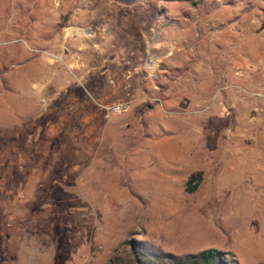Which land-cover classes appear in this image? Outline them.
<instances>
[{
    "label": "rangeland",
    "instance_id": "obj_1",
    "mask_svg": "<svg viewBox=\"0 0 264 264\" xmlns=\"http://www.w3.org/2000/svg\"><path fill=\"white\" fill-rule=\"evenodd\" d=\"M128 240L264 264V0H0V264Z\"/></svg>",
    "mask_w": 264,
    "mask_h": 264
},
{
    "label": "trees",
    "instance_id": "obj_2",
    "mask_svg": "<svg viewBox=\"0 0 264 264\" xmlns=\"http://www.w3.org/2000/svg\"><path fill=\"white\" fill-rule=\"evenodd\" d=\"M168 2H191L192 0H163ZM201 173L195 172L189 176L185 184V192L191 194L200 183ZM106 264H237L234 259L213 248L196 253L172 255L161 253L140 242L128 240L115 249Z\"/></svg>",
    "mask_w": 264,
    "mask_h": 264
},
{
    "label": "built area",
    "instance_id": "obj_3",
    "mask_svg": "<svg viewBox=\"0 0 264 264\" xmlns=\"http://www.w3.org/2000/svg\"><path fill=\"white\" fill-rule=\"evenodd\" d=\"M127 105L125 103H117L112 105H107L104 107V111L107 115L109 114H118L125 110Z\"/></svg>",
    "mask_w": 264,
    "mask_h": 264
},
{
    "label": "crops",
    "instance_id": "obj_4",
    "mask_svg": "<svg viewBox=\"0 0 264 264\" xmlns=\"http://www.w3.org/2000/svg\"><path fill=\"white\" fill-rule=\"evenodd\" d=\"M83 102H84V105H83V107L81 106V109H84V113L85 114H88L89 112H90V103H89V99H88V97L87 96H84V98H83ZM98 107V106H97ZM91 111H93L92 113H95L94 112V109H91Z\"/></svg>",
    "mask_w": 264,
    "mask_h": 264
}]
</instances>
